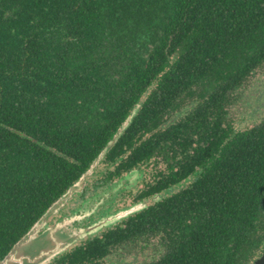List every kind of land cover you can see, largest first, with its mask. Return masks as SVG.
<instances>
[{"label": "trees", "instance_id": "1", "mask_svg": "<svg viewBox=\"0 0 264 264\" xmlns=\"http://www.w3.org/2000/svg\"><path fill=\"white\" fill-rule=\"evenodd\" d=\"M262 69L264 0H0V260L102 154L165 196L47 264H252L264 116L232 112Z\"/></svg>", "mask_w": 264, "mask_h": 264}, {"label": "flooded vegetation", "instance_id": "2", "mask_svg": "<svg viewBox=\"0 0 264 264\" xmlns=\"http://www.w3.org/2000/svg\"><path fill=\"white\" fill-rule=\"evenodd\" d=\"M100 166L101 167L97 166L94 169L92 176L87 178V182L85 183L82 192L79 195H74L71 197L69 202L66 204L67 208L62 209V211L59 213V217L54 220L55 222L58 223L66 219L67 217L80 214L79 210L82 207L88 205L87 202L92 200L93 197H96L101 191L112 188L114 185H117L121 181H125L127 178L128 180L125 181L124 185L122 187H119V189H116L115 193L110 194L107 198H105V202L100 204V207H98V209L95 208V211L93 213H90L88 216L85 215L86 218H84V220L81 222V224L85 228H88L91 225L102 221L103 219L106 220L111 215H115L116 213L123 210L133 209V211L129 214V216L133 215V213H135L136 211L137 212L141 211L142 209L148 207L149 205L158 202L165 196L164 193L157 195L153 194L152 196L139 201L137 198H139L141 191L142 189H144V186L146 184H144L143 188L136 187L137 183H135L136 181L134 179L137 177V173H140L141 170L138 171L132 170L127 173H122L119 176L110 175L109 177V173L113 172V167L106 166L105 164H101ZM147 184L150 183L148 182ZM177 190L179 191V189L176 188L174 189V191ZM172 191L173 188L169 189V194ZM88 206L91 207L92 205H88ZM84 212H89V211H84ZM124 218L126 217H122L118 221H115L114 223H110L108 225L102 226L95 233L86 235L83 239L72 244L66 250L78 246L81 243H84V241L91 239L92 237L100 236L102 232L106 231V229H111L113 226L122 223ZM50 222H53V218L50 220ZM79 224H80L79 221L76 222V225ZM51 260H54V258L49 259V261ZM49 261H46L44 264L49 263ZM120 263L125 264V262L122 260H119V262H116L114 264H120Z\"/></svg>", "mask_w": 264, "mask_h": 264}, {"label": "water", "instance_id": "3", "mask_svg": "<svg viewBox=\"0 0 264 264\" xmlns=\"http://www.w3.org/2000/svg\"><path fill=\"white\" fill-rule=\"evenodd\" d=\"M103 153V152H102ZM102 157V154L94 162L96 164ZM93 164V165H94ZM81 175L78 181L71 186L68 191L61 196L49 210L32 226V228L20 238V240L9 250V252L0 260V264H41L62 254L70 245L79 239L95 233L102 226L118 221L122 217L129 215L133 209L120 211L111 215L108 221H101L91 225L86 230H73L69 226L72 224V218H67L54 227H47V220L50 216L58 212L68 197L79 193L86 177L92 170ZM79 189V190H78ZM253 264H264V252L257 258Z\"/></svg>", "mask_w": 264, "mask_h": 264}, {"label": "rangeland", "instance_id": "4", "mask_svg": "<svg viewBox=\"0 0 264 264\" xmlns=\"http://www.w3.org/2000/svg\"><path fill=\"white\" fill-rule=\"evenodd\" d=\"M246 94L247 100L244 99V101L246 102L247 107L249 108L248 110H245L244 107H242L241 105L237 106V109H233V117H239V119L241 120V123L237 124L238 128L243 129L245 127L251 126L253 125L256 121H260L261 118L264 116V69L262 70H257L255 72V75L252 77L249 86H248V91L246 90V92L244 93V95ZM251 95V98L250 96ZM255 97L259 100L262 101L259 102V106L260 109L258 111H256V106L252 105V98ZM257 105V104H256ZM255 108V110H254ZM253 110V111H252ZM97 167V163L93 165V170L91 172V174L88 176H92L94 169ZM161 165H155L153 163L142 167V170L140 173H137V179L135 178L134 180L136 181L135 183H137L136 187H142L144 186V184L150 182L153 180L154 177V173L156 171L157 168H160ZM153 175V177H152ZM85 179V182L80 190L79 193H75L74 195H79L83 188L85 183L87 182V178ZM139 179V180H138ZM128 178L125 180L127 181ZM125 181H121L119 182L117 185H114L112 188L109 189H105L103 191H101L96 197H93L92 200L88 201V205H92L91 207H89L88 205L82 207L79 212L80 214L77 215H72L71 217H67V218H72V224L71 226H69L71 229L73 230H86L87 228H85L81 222L84 220V218H86V216H88L90 213H93L95 211V208L98 209V207H100V204H102L103 202H105V198H107L110 194L115 193L116 189H119V187H122L125 183ZM133 182V181H132ZM79 190V189H78ZM71 196V197H72ZM71 197H68L67 200L65 201V203L62 205V207L58 210V212H56L55 214H53L52 216H50L47 220V227H54L56 224L63 222L64 220L60 221V222H55L54 220L56 218L59 217V213L62 211L63 208H67V203L69 202V200L71 199ZM102 206V205H101ZM84 211H89V212H84ZM125 211V210H123ZM86 215V216H85ZM53 218V222H50V220ZM108 219L106 220H102V221H108ZM80 222L79 225H76V222ZM101 222V221H100ZM89 228V227H88ZM84 238V237H83ZM81 238V239H83ZM79 239V240H81ZM78 240V241H79ZM77 242V241H76ZM75 242V243H76ZM74 244V243H73ZM71 246V245H70ZM146 250H144L143 252H141L142 254H130V256H127L128 258L126 260H123L125 262V264H140V263H144V262H148L150 259H152V257H157V253L154 250V247H148L146 246ZM120 259L116 258V257H112L109 260L105 261V264H114L116 262H119ZM45 263V262H44ZM41 263V264H44Z\"/></svg>", "mask_w": 264, "mask_h": 264}]
</instances>
